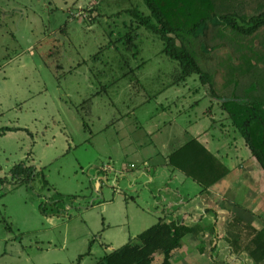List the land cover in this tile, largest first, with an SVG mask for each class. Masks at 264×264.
Here are the masks:
<instances>
[{
  "label": "rangeland",
  "instance_id": "1",
  "mask_svg": "<svg viewBox=\"0 0 264 264\" xmlns=\"http://www.w3.org/2000/svg\"><path fill=\"white\" fill-rule=\"evenodd\" d=\"M132 8L150 14L144 0H0V180L27 161L49 183L1 187L0 264H94L163 217L166 178L136 160L159 150L153 133L228 143L217 101L158 34L130 28ZM57 192L69 205L46 215Z\"/></svg>",
  "mask_w": 264,
  "mask_h": 264
},
{
  "label": "trees",
  "instance_id": "2",
  "mask_svg": "<svg viewBox=\"0 0 264 264\" xmlns=\"http://www.w3.org/2000/svg\"><path fill=\"white\" fill-rule=\"evenodd\" d=\"M144 2L150 14L138 8L128 10L134 18L132 23L136 22V28L134 24L130 28L133 31L145 28L158 34L164 43V53L179 62L183 79L199 76L207 95L217 101V109L224 115L222 119L228 120L234 135L238 133L243 138L250 155L264 171V0ZM154 157L147 155L143 162L153 163ZM164 166L172 172H181L200 187L198 194L187 196L190 200L197 195L208 196L211 187L232 170L225 158L201 137H194L174 150L165 158ZM7 181L8 178L0 180V189ZM37 181L42 187L49 184L44 170L38 171L24 161L12 168L8 182L33 185ZM67 198L57 192L47 204H40V209L46 215L61 214L60 205H69ZM169 216L164 214L158 222L94 264H171L173 254L183 247L189 234L200 239L208 237L205 243L209 246L205 250L209 255L218 251L216 224L203 228L199 223L168 221ZM224 240L237 255L238 264H242L244 253L253 264H264V227L258 229L235 215L228 223ZM157 254L163 256L161 262L156 261ZM213 264L218 262L214 259Z\"/></svg>",
  "mask_w": 264,
  "mask_h": 264
},
{
  "label": "crops",
  "instance_id": "3",
  "mask_svg": "<svg viewBox=\"0 0 264 264\" xmlns=\"http://www.w3.org/2000/svg\"><path fill=\"white\" fill-rule=\"evenodd\" d=\"M212 64L215 67L213 62ZM207 131L204 129L191 132L187 130L184 133L179 132L178 134H183L182 136L179 135L180 137H174L173 133L172 138L161 137L163 134L160 131L156 134L153 133L152 139L156 138L153 141L157 140L156 145H160L159 150L154 154L158 159H153V163L145 162V171L143 173L137 172L139 175L154 170L166 178V181H162L158 187V196L161 198V202H157V204L161 206L164 214L170 215L168 221L178 219L181 220V223L189 225L199 223L203 228L210 224L217 225V233L219 234L217 252L213 255L206 252L209 245L205 241L208 237L200 239L189 234L184 238L183 247L178 252L179 257L173 255L171 264H204V262L213 264L214 259L218 264H236L237 255L230 251L229 245L224 240L228 223L232 217L238 215L258 229L264 227V171L261 165L250 153H245L243 143L242 146L237 145L239 141L233 133L229 138L228 145L221 146V144L214 145L215 139L212 136H210L211 138L208 137ZM171 132L172 130L169 133ZM194 137H201L214 151L219 152L232 170L228 176L211 187L208 196L197 195L190 200L187 199V196L198 194L200 187L187 180L181 172H172L164 166V161L174 150ZM243 152L247 156L243 157ZM136 160H143V158L138 157ZM103 165L114 169L110 164L105 163ZM132 165L136 164L132 163L129 168H123V173L137 168V165L136 167H132ZM162 169L168 171L164 173L161 172ZM97 179L102 180L99 174ZM103 179L107 181V175ZM208 209L210 212L206 213ZM160 258L159 262L163 260V256L160 255ZM241 259L242 264H253L252 259L246 253L242 254Z\"/></svg>",
  "mask_w": 264,
  "mask_h": 264
},
{
  "label": "built area",
  "instance_id": "4",
  "mask_svg": "<svg viewBox=\"0 0 264 264\" xmlns=\"http://www.w3.org/2000/svg\"><path fill=\"white\" fill-rule=\"evenodd\" d=\"M132 167H136V165H132ZM102 171L108 172V171H114V169L110 168L109 166H103Z\"/></svg>",
  "mask_w": 264,
  "mask_h": 264
}]
</instances>
